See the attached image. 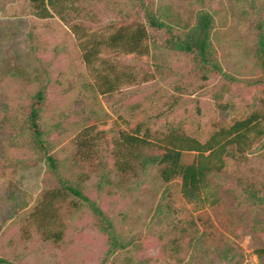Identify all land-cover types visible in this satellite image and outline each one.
<instances>
[{"label": "rangeland", "instance_id": "374dc122", "mask_svg": "<svg viewBox=\"0 0 264 264\" xmlns=\"http://www.w3.org/2000/svg\"><path fill=\"white\" fill-rule=\"evenodd\" d=\"M261 1L253 7L235 0H82V16L89 24L124 17L145 20L144 9L149 4L173 24L176 32L180 19L192 17L199 9L209 10L214 16L212 41L218 58L223 69L233 76L209 74L204 78L194 66L192 54L174 52L166 46L169 34L165 28L149 26L150 59L122 61L154 73V78L126 86L118 93L92 95L85 87L84 62L65 21L57 15L37 18L30 13L28 0H0V112L4 104L15 103L19 95L25 97V83L36 88L45 81L46 120L61 125V129L54 128L50 134L61 140L56 148L66 146L92 112L108 119L122 114L133 123L144 122L153 131L181 127L204 140L217 124H228L245 115L261 94V85L255 79L263 75V70L251 50L255 39L253 22L264 16V9L262 14L258 12ZM70 18L79 16L72 13ZM59 155L66 157L65 148ZM45 168L42 161L0 168V256L15 264H100L107 238L95 226L92 211L84 204L71 212L64 210L68 228L62 246L45 242L38 235L31 241L21 239L15 204L6 199V188L10 183L19 186L27 193L26 202L31 203L45 186ZM219 180L238 195L235 198L231 192L223 191L221 206L207 211L213 218L218 214L220 220L226 221L232 210H243L245 187L264 197V139L244 155L227 157ZM95 182L96 175L92 173L86 181L88 194L97 199L119 231L127 232L132 239L129 249L115 253L108 264H128V256L135 255L150 256L153 264H176L170 238L196 214L181 196L180 180L166 183L150 174L130 189L116 192L97 188ZM158 202L170 204L171 218L155 215ZM260 207L258 212H247L249 220L261 214L257 226L240 222L231 224L229 230L222 228L229 239L244 249L264 245V203ZM183 240L180 239V254L185 256ZM135 242L140 246L138 253L132 246Z\"/></svg>", "mask_w": 264, "mask_h": 264}, {"label": "trees", "instance_id": "16d2710c", "mask_svg": "<svg viewBox=\"0 0 264 264\" xmlns=\"http://www.w3.org/2000/svg\"><path fill=\"white\" fill-rule=\"evenodd\" d=\"M28 1L30 13L37 18L57 15L68 25L84 62L85 87L92 95L118 93L126 86L154 78V73L122 61V58L143 62L150 59L149 26L165 28L169 34L166 46L174 52L192 54L194 66L204 78L209 74L233 78L218 58L212 41L214 16L207 9L180 19L177 22L180 29L176 32L173 24L149 4L144 9L145 20L124 17L93 25L83 18L82 0ZM235 1L256 7L259 0ZM261 3L260 14L264 0ZM72 13L79 18L71 19ZM253 31L251 50L256 64L263 70V75L255 79L261 85V94L245 115L228 124H217L204 140L181 127L153 131L144 122L133 123L122 114L108 119L92 112L70 142L56 148L61 140L51 138L50 134L54 128L61 129V125L46 120L48 83L40 82L36 88L25 83V97L19 95L15 103L4 104L0 112V168H17L38 161L46 165L45 186L31 203L26 202L27 193L19 186L10 183L6 188V199L15 204L21 239L31 241L38 235L45 242L62 246L68 228L64 210L71 212L84 204L92 211L95 226L107 238L100 264H108L115 253L129 249L132 239L127 232L119 231L97 199L88 194L86 181L94 173L97 188L116 192L130 189L151 174L166 183L178 178L181 196L196 213L170 238L176 264H264V245L244 249L222 229L229 230L231 224L240 222L257 226L261 214L249 220L247 212L262 209L263 196L251 187L243 188V210H232L226 221L220 220L218 214L213 218L207 212L221 206L223 191L231 192L235 198L238 195L219 180L225 172L227 157L235 153L244 155L264 139V16L253 22ZM64 148L67 155L62 158L59 151ZM155 215L160 219L171 218L170 204L158 202ZM181 238L185 239V256L180 254ZM132 246L138 253L139 244L135 242ZM127 259L128 264H153L150 256L135 255ZM0 264L15 263L0 256Z\"/></svg>", "mask_w": 264, "mask_h": 264}]
</instances>
